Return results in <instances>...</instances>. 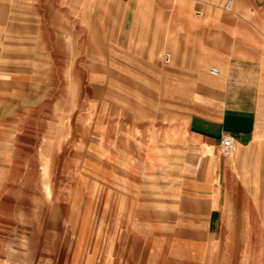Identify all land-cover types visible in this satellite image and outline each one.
<instances>
[{
    "label": "crops",
    "instance_id": "1",
    "mask_svg": "<svg viewBox=\"0 0 264 264\" xmlns=\"http://www.w3.org/2000/svg\"><path fill=\"white\" fill-rule=\"evenodd\" d=\"M116 2L124 13L120 36L104 33L101 51H151L154 60L159 40L167 42L157 84L166 107V184L163 191L145 193L136 210L141 263L223 264L225 248L226 264H239L241 248L250 249L242 264H264V0ZM85 3L90 10L96 0ZM79 4L0 0V217L18 200L16 189L31 207L25 169L43 132L28 124L46 118L47 51H80ZM89 45L86 50L94 51ZM213 68L218 76L210 74ZM225 136L235 139L228 158L219 153ZM0 242L15 247L12 240ZM10 253H0V264L30 263ZM110 260L88 255L76 262Z\"/></svg>",
    "mask_w": 264,
    "mask_h": 264
},
{
    "label": "rangeland",
    "instance_id": "2",
    "mask_svg": "<svg viewBox=\"0 0 264 264\" xmlns=\"http://www.w3.org/2000/svg\"><path fill=\"white\" fill-rule=\"evenodd\" d=\"M79 2L80 51H47L46 120L28 124L43 132L25 169L31 207L16 189L14 207L0 217V241L15 247L0 242V253L27 257L29 264H78L88 255L145 264L134 226L145 193L165 190L166 107L157 84L167 42L159 40L154 60L151 51H101L104 33L120 36L123 8L116 0H96L90 10ZM160 15L165 19L167 9ZM160 26L165 36L166 22ZM88 34L94 38L88 41ZM90 43L94 51L86 50ZM247 250L239 249V264ZM228 251L222 249L223 264Z\"/></svg>",
    "mask_w": 264,
    "mask_h": 264
},
{
    "label": "built area",
    "instance_id": "3",
    "mask_svg": "<svg viewBox=\"0 0 264 264\" xmlns=\"http://www.w3.org/2000/svg\"><path fill=\"white\" fill-rule=\"evenodd\" d=\"M229 3L227 4L228 7ZM210 74L213 76H218L220 71L218 69H211ZM235 152V139L231 136H225L221 139L219 146V153L222 157L228 158L233 156Z\"/></svg>",
    "mask_w": 264,
    "mask_h": 264
}]
</instances>
